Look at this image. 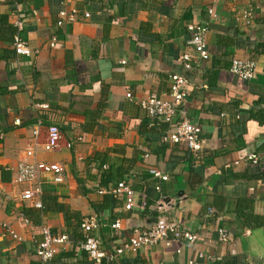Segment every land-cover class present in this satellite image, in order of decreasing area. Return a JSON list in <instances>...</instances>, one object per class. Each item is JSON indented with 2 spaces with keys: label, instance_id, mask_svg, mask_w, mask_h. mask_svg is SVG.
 <instances>
[{
  "label": "crops",
  "instance_id": "0c3cea01",
  "mask_svg": "<svg viewBox=\"0 0 264 264\" xmlns=\"http://www.w3.org/2000/svg\"><path fill=\"white\" fill-rule=\"evenodd\" d=\"M16 21L30 56L14 52ZM197 24L208 27L207 56L185 72L177 59L195 56L188 27ZM235 59L256 64L251 81L229 72ZM263 70L264 0H0V264H41L44 230L69 240L47 264H95L80 248L82 219L99 220L100 249L113 253L161 216L196 241L158 243L100 264H264ZM170 75L189 81L177 123L200 127L197 157L163 143L175 126L136 104L166 95ZM51 125L60 139L45 152ZM31 146L42 209L22 203L11 183L10 169ZM251 151L255 165L245 160ZM119 182L135 193L131 211L111 194ZM218 228L228 242H219Z\"/></svg>",
  "mask_w": 264,
  "mask_h": 264
},
{
  "label": "built area",
  "instance_id": "2783aa9c",
  "mask_svg": "<svg viewBox=\"0 0 264 264\" xmlns=\"http://www.w3.org/2000/svg\"><path fill=\"white\" fill-rule=\"evenodd\" d=\"M211 13V12H210ZM60 20L57 25L60 26L66 17L65 12H60ZM71 18V17H70ZM69 18V19H70ZM253 18V13L247 10L243 14L245 23L250 24ZM16 34L13 37V49L16 55L30 56L31 51L26 42L21 38L22 24L18 21L14 23ZM192 36L189 45L192 47L195 56L189 54H182L178 57L185 72H190L194 66L195 59H203L207 56L206 49V35L208 27L205 24L191 25L188 27ZM55 39H52L50 46L54 47ZM229 72L243 81H251L256 73V64L253 61H242L235 59L231 62ZM264 75V70L262 72ZM169 92L163 97L150 95L145 99H140L136 102L139 109H141L150 119L161 120L168 126H175V131L167 132L162 137V142L172 145H184L189 153L197 157L202 149L201 129L199 126L191 124L188 120L182 119L177 123V116L180 114L181 108L187 96V87L189 85L188 78L181 75H170ZM126 99L132 100V94L127 91ZM46 109L47 106L43 105ZM32 136L37 141L39 137V126L32 131ZM60 139L59 128L55 125L47 127V134L43 149L45 152L52 151L58 145ZM34 148L28 147L24 157L20 159L15 165L13 178L11 183L15 189L18 190V199L24 204H30L36 209H42L40 196L42 193V181L39 173V168L34 160ZM148 157V154H145ZM249 164H257L258 157L253 151L247 153L246 159ZM237 164V163H236ZM149 175L153 178L159 179L163 182L167 181V175H163L159 170L151 168ZM54 182H61L59 177H55ZM158 190V188H157ZM114 196L121 195L124 199L125 211H131L135 201V193L130 185L125 182H119L111 191ZM211 214V211H209ZM100 228V222L96 217H89L82 219L79 222V229L82 232L83 240L80 243L81 250L86 254L87 258L95 264H100L103 260L112 262L123 253L129 252L137 253L143 247H152L158 243H163L164 246L170 247L173 242L185 240L193 244L197 236L180 228L178 223L169 220L164 216L158 217L157 221L148 231L134 229L132 235L123 243V245L116 249L113 253H105L100 249V241L95 236V232ZM120 228V221L116 220L111 224V229L118 230ZM13 239L20 240L13 232H9ZM248 234V231H247ZM218 240L221 243L228 242V233L224 228L217 230ZM69 244L66 235H51L49 231H43V240L38 244L36 249V256L41 264H47L57 254L58 248H63ZM177 253H180L177 251ZM186 264H194L188 261Z\"/></svg>",
  "mask_w": 264,
  "mask_h": 264
}]
</instances>
